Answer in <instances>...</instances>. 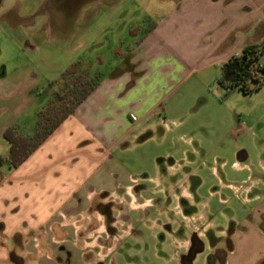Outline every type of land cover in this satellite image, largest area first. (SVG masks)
Wrapping results in <instances>:
<instances>
[{
    "label": "crops",
    "instance_id": "0c3cea01",
    "mask_svg": "<svg viewBox=\"0 0 264 264\" xmlns=\"http://www.w3.org/2000/svg\"><path fill=\"white\" fill-rule=\"evenodd\" d=\"M50 19L66 35L62 18ZM75 19L78 39H68L64 48L53 44L63 39H17L26 60L19 54L13 69L4 66L0 72V158L9 155L4 139L9 126L34 132L35 127L25 131L22 119L32 115L36 122L46 103L40 93L51 82L76 61L91 68L103 64L99 51L89 53L105 43L100 38L108 28H118L119 39L131 25V39L121 43L125 52L122 45L115 47L110 76L22 165L0 163V264H131V255L149 251L147 239L154 260L173 247V260L184 264L199 244L191 264H264V202L245 216L232 213L226 224H215L209 209L198 210L201 179L188 157L191 142L183 136L175 139L174 153L185 158L157 167L150 188L141 187L154 197L152 209L101 211L133 187V177L115 155L148 144L158 124L163 135L170 133L165 118L153 119L158 93L176 92L196 70L222 67L247 45L262 42L264 0H98L81 5ZM185 201L192 212L182 210ZM128 241L130 254L119 261Z\"/></svg>",
    "mask_w": 264,
    "mask_h": 264
},
{
    "label": "rangeland",
    "instance_id": "374dc122",
    "mask_svg": "<svg viewBox=\"0 0 264 264\" xmlns=\"http://www.w3.org/2000/svg\"><path fill=\"white\" fill-rule=\"evenodd\" d=\"M86 1L0 0V72L4 66L13 69L19 54L20 58L26 60L17 39H63V43H53L58 48H64L68 39H78L76 33L79 22L75 19L78 9L81 5L85 6L98 0ZM52 15L54 19L58 16L62 18L60 21H64L63 25L67 26L66 35L62 34L64 30L56 21L53 20L51 25ZM151 25L148 24L146 30H149ZM130 27L131 25L123 29V36L119 39L116 34L114 35L118 29L115 30V27L108 28L100 38L105 43L95 47L89 55L93 51L95 54L99 51L103 64L94 62L91 68L92 75L101 74V80L110 76L116 63L114 49L122 45V51H126L127 45L121 43L131 39L128 32ZM260 65H264V57ZM220 73L221 65L214 64L193 72L176 92L158 93L161 97L157 99L159 104H155L153 119L157 122V119L165 118L164 129L169 128L170 133L163 135V126L158 124L153 129V137L148 144L124 153L120 150V153L115 155L118 162L133 177L131 183L133 187L127 190L129 194H123V197L113 196L111 198L113 202L101 207L102 212H110L112 206L126 213L152 209L156 201L152 200L154 199L152 194L145 192L141 187L150 188V180L159 175L157 167L167 166L174 159L185 158L183 153H174L178 148L175 139L182 136L184 137L182 141L187 139L191 142L187 147L190 149L188 157L193 160L195 175L201 179L197 194L202 204L198 206V210L209 209L214 216L215 224H226L232 213L235 216H245L253 212L259 203L264 202V84L260 90L250 94H245L239 89L227 93L217 82ZM165 95H168V98L160 103ZM168 106L169 112L165 114L163 109ZM22 120L26 122L25 131L33 130L30 128L35 127L34 116ZM3 143L0 141V146ZM242 150L246 151L248 158L244 162H238L237 154ZM161 179L165 183V177L161 176ZM161 190L169 192V189ZM255 196H259L260 201L253 200ZM248 198L251 201L247 203L242 200ZM180 206L182 210L183 208L186 211L193 210L188 201L181 203ZM124 216L123 213L120 218ZM216 229L217 227L215 231ZM120 234L123 235V231ZM164 234L165 238H169L167 233ZM162 239L163 236L160 235L158 242L156 240L159 248L164 243ZM171 240L172 237L170 244ZM146 241L149 251L143 252L142 255L141 253L131 255V264L180 263L178 259L173 260V247L169 248L165 257L154 260L150 252L153 242L149 239ZM129 243L130 241L122 244L117 255L119 261L129 256L130 252L126 248V244ZM200 248L199 244L195 247L198 250ZM17 264L21 262L17 261Z\"/></svg>",
    "mask_w": 264,
    "mask_h": 264
},
{
    "label": "trees",
    "instance_id": "16d2710c",
    "mask_svg": "<svg viewBox=\"0 0 264 264\" xmlns=\"http://www.w3.org/2000/svg\"><path fill=\"white\" fill-rule=\"evenodd\" d=\"M264 40L247 45L241 55L232 57L221 67L218 84L227 93L241 90L250 94L260 90L264 84ZM101 82L100 74L92 75L91 66L82 61L72 64L59 79L51 82L40 97L46 103L37 114L34 132L26 135L18 124L9 126L4 132V139L10 145L6 159L12 168L22 165L93 93ZM198 249L193 248L185 258L184 264H191Z\"/></svg>",
    "mask_w": 264,
    "mask_h": 264
},
{
    "label": "water",
    "instance_id": "95a60500",
    "mask_svg": "<svg viewBox=\"0 0 264 264\" xmlns=\"http://www.w3.org/2000/svg\"><path fill=\"white\" fill-rule=\"evenodd\" d=\"M247 159V153L246 151H240L237 154V161L238 162H244Z\"/></svg>",
    "mask_w": 264,
    "mask_h": 264
},
{
    "label": "built area",
    "instance_id": "2783aa9c",
    "mask_svg": "<svg viewBox=\"0 0 264 264\" xmlns=\"http://www.w3.org/2000/svg\"><path fill=\"white\" fill-rule=\"evenodd\" d=\"M36 244H38V243L36 242Z\"/></svg>",
    "mask_w": 264,
    "mask_h": 264
}]
</instances>
